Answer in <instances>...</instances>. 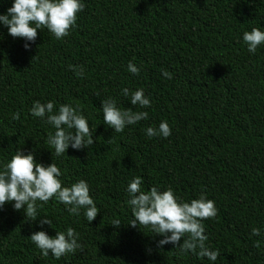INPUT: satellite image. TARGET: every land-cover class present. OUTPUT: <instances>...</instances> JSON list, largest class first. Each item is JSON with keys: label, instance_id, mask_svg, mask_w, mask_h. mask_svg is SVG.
<instances>
[{"label": "trees", "instance_id": "16d2710c", "mask_svg": "<svg viewBox=\"0 0 264 264\" xmlns=\"http://www.w3.org/2000/svg\"><path fill=\"white\" fill-rule=\"evenodd\" d=\"M13 2L0 0V15ZM81 2L68 36L57 40L38 29L28 50L0 24V170L17 149H34L37 162L60 168L62 186L85 180L100 212L89 223L86 209L73 215L55 197L37 201L39 216L52 220L41 227L40 218L32 221L6 203L0 264H264V45L253 54L243 41L245 31H264V0ZM129 62L137 74L128 71ZM70 65L83 66L84 76ZM125 88H143L151 106H132ZM108 97L122 109L147 111L148 119L115 132L103 120L101 101ZM37 100L54 102L56 111L78 104L95 143L56 156L47 143L55 129L30 113ZM162 121L171 135L149 137L146 129ZM138 176L144 191L171 187L184 202L202 192L215 201L217 216L203 223L206 246L220 252L217 261L182 254L172 244L158 249L163 237L150 226L127 225L134 218L127 186ZM116 219L123 223L118 228L111 225ZM68 228L81 248L59 259L43 256L29 238ZM253 228L261 234L252 235Z\"/></svg>", "mask_w": 264, "mask_h": 264}, {"label": "clouds", "instance_id": "9594fccd", "mask_svg": "<svg viewBox=\"0 0 264 264\" xmlns=\"http://www.w3.org/2000/svg\"><path fill=\"white\" fill-rule=\"evenodd\" d=\"M84 7L81 0H14L6 14L0 15V24L7 27L8 34L13 38L24 39L26 41L24 48L28 50L27 42H35L38 29L45 28L57 40L68 36L76 25L77 14L83 11ZM243 41L248 51L254 54L258 46L264 45V31L257 27L245 31ZM35 57L36 55L32 59ZM70 68L78 77L84 76L83 66L70 65ZM128 71L135 75L139 69L129 62ZM162 75L167 79L172 78L167 70H162ZM123 95L125 97L130 95L132 106L138 105L140 108L151 106V101L145 96L143 88L131 93L125 88ZM101 109L105 124L117 133L122 132L126 126L148 119L147 111H135L132 107L122 109L112 97L101 101ZM30 113L33 117H46V123L55 129L54 133H49L47 143L54 148L56 156L65 155L69 146L83 150L95 143V131L89 126L88 119L82 114L78 104L75 107L71 104H61L56 111L54 102L41 103L37 100L33 102ZM19 117V113L12 115L13 120H19ZM146 134L149 137L167 138L171 135V129L167 121H162L158 129L148 127ZM108 143L115 141L110 137ZM114 150L118 151V147ZM33 152L34 149L25 154L21 148L17 149L3 170H0V207L14 202V210H23L24 215L32 218V221L40 218L38 222L41 227L45 224L51 226L50 218L39 216L37 201L47 203L55 197L58 202L68 206L67 211L70 214L79 215L82 208L86 209L84 214L88 222L93 221L100 211L90 196L88 183L81 179L71 186H62L59 179L62 175L60 168L52 162L47 166L37 162ZM142 184L143 178L138 176L127 186L130 197L127 203L131 206L134 217L127 225L134 228L150 226L154 234L163 237L156 242L158 249H162L166 244H172L173 249H179L182 254L192 252L198 257H206L212 262L217 261L220 252L210 250L206 246L208 237L203 223L204 220L217 216L215 201L207 199L206 194L202 192L199 198L184 202L175 195L171 187L161 191L157 186H153L150 190L144 191ZM122 224L116 219L111 225L118 228ZM251 234L259 236L260 229L253 228ZM29 238L43 256L51 253L56 259L69 253L74 254L81 248L77 242L78 234L72 228L56 232L54 237L45 231H37ZM259 245L260 241H256L255 246Z\"/></svg>", "mask_w": 264, "mask_h": 264}]
</instances>
